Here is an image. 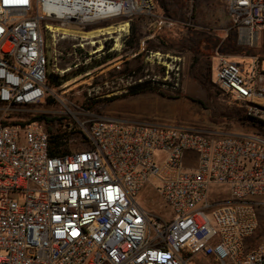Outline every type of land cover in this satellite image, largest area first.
<instances>
[{"label": "built area", "instance_id": "built-area-1", "mask_svg": "<svg viewBox=\"0 0 264 264\" xmlns=\"http://www.w3.org/2000/svg\"><path fill=\"white\" fill-rule=\"evenodd\" d=\"M241 47L264 39V0H222ZM156 18L154 0H0V264H264V245L251 247L264 198V134H226L184 125L163 126L100 117L88 124L86 149L51 155L44 121L19 122L24 108L41 104L50 60L60 42L72 52L95 46L65 34L88 33L100 23L126 26L134 17ZM118 36V35H117ZM45 37L51 55L45 54ZM89 41L83 42L88 43ZM146 42V41H143ZM81 45V46H80ZM215 82L245 114L264 123V71L217 54ZM156 151L166 153L158 165ZM193 153L187 166L185 158ZM213 185L226 186L230 202L209 201ZM152 186L170 218L147 211L140 199Z\"/></svg>", "mask_w": 264, "mask_h": 264}, {"label": "rangeland", "instance_id": "rangeland-1", "mask_svg": "<svg viewBox=\"0 0 264 264\" xmlns=\"http://www.w3.org/2000/svg\"><path fill=\"white\" fill-rule=\"evenodd\" d=\"M154 2L157 14L170 17L176 21L175 26H161L156 18L134 17L130 36L122 45L117 42L119 32L115 29L121 19L100 23L97 28H112L113 34H118L114 35L116 41L105 44V47L98 46L101 48L99 51L87 49L90 53L96 51L92 56L78 50V56L73 53L71 57L72 44L60 42L58 51L64 55L58 61L50 60L44 101L37 106L24 107L15 116L16 120L29 122L38 115L66 118L65 124L71 125L66 128V151L69 154L87 148L88 124L100 117L112 116L163 126L184 125L209 132L242 130L264 134L261 127L264 125L257 127L252 122L245 124L241 120L244 109L215 82L217 54L230 58L246 71L250 70L251 58L257 56L264 71V39L258 47L248 48L238 44L236 31L227 36L229 16L227 4L222 0ZM134 33L139 37L135 47L131 45ZM50 49L49 40L45 37L47 56L51 55ZM139 84L154 91L111 100ZM4 107L0 105V108ZM166 157L163 151L154 154L158 165ZM193 157V153L187 154V166H194L190 161ZM227 189L226 186L213 185L209 201L230 202L231 194ZM258 201L259 227L249 241L251 247L264 245V198ZM140 202L154 215L171 216V211L152 186L147 187ZM190 264L215 263L205 257L193 256Z\"/></svg>", "mask_w": 264, "mask_h": 264}, {"label": "trees", "instance_id": "trees-1", "mask_svg": "<svg viewBox=\"0 0 264 264\" xmlns=\"http://www.w3.org/2000/svg\"><path fill=\"white\" fill-rule=\"evenodd\" d=\"M138 35L133 34V40L131 43L132 46H136L138 42ZM154 91L151 88H148L146 85H136L130 88L129 92L121 95V96H115L111 100L125 98V97H131V96H138L140 94H145L148 92ZM192 100V99H191ZM44 121L48 125V130L51 135V155L52 156H64L68 155L69 153L66 151L67 142H68V135H67V126L70 127V124H65L66 118H53L51 116L46 115H38L35 117H32L31 121ZM241 120L246 124L247 121L252 122L251 124L253 126H261L264 125L263 122H260L259 120L252 119L244 114V116L241 118ZM261 123V124H259ZM262 127V130L264 131V127ZM88 145V144H87Z\"/></svg>", "mask_w": 264, "mask_h": 264}, {"label": "bare ground", "instance_id": "bare-ground-1", "mask_svg": "<svg viewBox=\"0 0 264 264\" xmlns=\"http://www.w3.org/2000/svg\"><path fill=\"white\" fill-rule=\"evenodd\" d=\"M115 29H117V32H119V36L117 38V42L119 43L121 38L123 37L124 30L127 28H126V26H119L118 28H115ZM65 34H72L73 36H78V37L82 38V40H81L82 46H86V45L95 46L98 43H100V40L96 41L95 39L100 38L101 36L113 34V32H112V28H107V29H99L98 31L90 32V33H77V32L71 33L69 31H66ZM85 41H89V42L83 44V42H85ZM99 50H101V48H99L98 51ZM167 66H170L169 63H167Z\"/></svg>", "mask_w": 264, "mask_h": 264}, {"label": "crops", "instance_id": "crops-1", "mask_svg": "<svg viewBox=\"0 0 264 264\" xmlns=\"http://www.w3.org/2000/svg\"><path fill=\"white\" fill-rule=\"evenodd\" d=\"M111 118H115V117H112V116H110ZM117 119H120V118H117ZM121 120H123V119H121ZM126 121V120H125ZM129 122H135V121H129ZM242 130H239V131H229V132H225V131H218L219 133L220 132H222V133H226V134H247L248 132H241ZM213 132H216V131H213ZM212 262H213V260H212Z\"/></svg>", "mask_w": 264, "mask_h": 264}]
</instances>
